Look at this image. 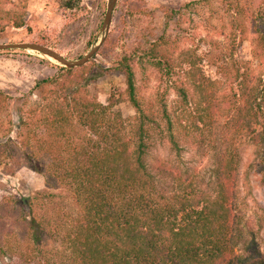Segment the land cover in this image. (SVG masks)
Here are the masks:
<instances>
[{
  "label": "rangeland",
  "instance_id": "rangeland-1",
  "mask_svg": "<svg viewBox=\"0 0 264 264\" xmlns=\"http://www.w3.org/2000/svg\"><path fill=\"white\" fill-rule=\"evenodd\" d=\"M109 1L80 0L70 8L62 0H0V6L20 13L24 21L22 26H15V19L5 22L0 43L42 44L70 60L80 59L99 45L86 64L75 67L33 49L0 50V264H46L50 257L46 252L59 244L49 233L37 243L34 238L39 233L30 235V217L35 211L63 223L68 221L67 214L77 215L78 210L70 191L41 172L46 157L30 159V146H23L22 140L30 138V111L43 105V94L52 98L66 94L69 100L75 94H86L105 105L115 94L119 100L112 110L124 118L135 116L136 108L128 96L120 94L127 86L120 65L123 55L130 56L140 102L158 121L151 129V144L145 155L156 187L168 195L176 191L177 177L160 171L167 164L184 173L198 190L214 195L218 182L216 153L231 150L238 162L236 193L252 211L251 223H256L258 216L262 218L257 241L264 252V183L262 174L252 167L256 145L251 135L235 131L236 124L251 116H230L233 106L244 103L240 91L243 75L250 74L255 82L264 77V55L255 51L251 18L262 0H240L246 15H235V19L231 17L233 11H228L229 0H117L106 34L103 24ZM180 8L178 14L173 13ZM242 21L243 28L238 26ZM103 37L105 41L100 44ZM152 46L155 57L149 58L144 54ZM191 61L196 62L198 79L209 83L211 94L199 107L215 106L219 110L205 118L208 135L218 138L216 147L201 142L208 139L195 125L203 126L198 117L192 119V130L179 127L181 121L186 124L184 116H178L185 102L182 90L192 102L202 98L193 85L187 84L185 71L192 70ZM68 68H73L72 73ZM82 72L83 78L78 79ZM66 74L74 79L69 81ZM48 78L59 82L44 83ZM63 82L69 87L63 89ZM164 116L175 120L173 132L167 129ZM34 128L35 142L46 128ZM171 135L176 137L178 149ZM34 197L40 199L30 211ZM7 243L14 248H7Z\"/></svg>",
  "mask_w": 264,
  "mask_h": 264
},
{
  "label": "trees",
  "instance_id": "trees-1",
  "mask_svg": "<svg viewBox=\"0 0 264 264\" xmlns=\"http://www.w3.org/2000/svg\"><path fill=\"white\" fill-rule=\"evenodd\" d=\"M79 1L62 0L70 8ZM239 1L229 0L227 6L234 19L235 15H246ZM181 8L173 13L178 14ZM251 18L255 51L264 55V0L256 12L252 11ZM12 19L15 26L24 23L20 13L0 6V29ZM243 22L238 26L243 28ZM145 51V56L155 57L153 46ZM191 64L192 70L185 71L187 84L193 85L202 98L192 102L182 90L185 102L178 116H184L186 124L181 121L179 127L192 130V119L198 117L203 126L195 125L208 139L200 141L216 147L218 138L208 135L205 118L219 110L215 106L199 107L211 95L209 83L198 79L196 62ZM120 65L127 84L120 94L128 96L136 108L135 116L124 118L112 110L119 100L115 94L108 105L86 94H75L71 100L66 94L53 98L43 94V105L30 111V138L22 140L23 146H30V159L46 157L41 172L65 186L78 207L77 215L67 214L68 221L63 223L35 211L30 213V235L39 233L34 240L38 243L44 233H49L59 244L46 252L45 256H50L46 264H264V252L257 241L262 218L258 216L256 223H251L252 211L236 193L238 162L231 150L216 153L218 182L214 195L198 190L184 173L167 164L160 171L177 177L176 191L168 195L156 187L145 155L151 144V129L158 121L139 100L130 56L123 55ZM72 69H67L69 74ZM69 74L66 79L73 80ZM77 76L83 78V72ZM243 76L240 91L244 103L242 107L233 106L230 116H251L236 124L235 131L251 135L257 156L252 167L262 174L264 183V77L255 82L250 74ZM54 81L59 82L56 78L43 80ZM64 82L66 89L69 84ZM164 117L167 129L173 132L175 120ZM38 125H44L46 132L34 142V126ZM170 138L178 149L176 137ZM39 199L30 200V211ZM5 246L14 248L11 243ZM52 255L58 257L51 259Z\"/></svg>",
  "mask_w": 264,
  "mask_h": 264
},
{
  "label": "water",
  "instance_id": "water-1",
  "mask_svg": "<svg viewBox=\"0 0 264 264\" xmlns=\"http://www.w3.org/2000/svg\"><path fill=\"white\" fill-rule=\"evenodd\" d=\"M116 2H117V0H110L109 4H108V10H107V14H106L104 24H103V29H104L106 34L108 33V31L110 29V25H111L112 17H113V10H114V7L116 5ZM104 41H105V38L103 37L100 44H102ZM13 48L14 49L37 50V51H39L45 55H48V56L56 59L57 61L61 62L65 66L75 67V66H81V65L86 64L90 60V58H92L93 55L96 53V51L99 48V45L94 46L88 54H86L85 56L81 57L78 60L67 59L66 57H64L59 52L53 50L50 47L42 45V44L28 43V42L0 43V50L13 49Z\"/></svg>",
  "mask_w": 264,
  "mask_h": 264
}]
</instances>
